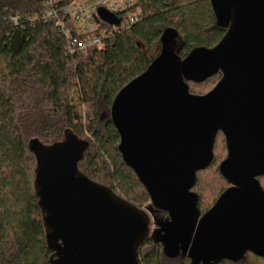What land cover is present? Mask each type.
<instances>
[{
    "label": "water",
    "instance_id": "water-1",
    "mask_svg": "<svg viewBox=\"0 0 264 264\" xmlns=\"http://www.w3.org/2000/svg\"><path fill=\"white\" fill-rule=\"evenodd\" d=\"M210 4L217 27L225 30L222 40L182 59L178 32L166 29L158 57L110 109L123 162L151 207L167 214L153 235L146 210L79 170L85 141L66 131L57 143H29L51 264H140L148 237L162 245L166 258L181 256L191 264L238 263L247 253L264 259V0ZM99 17L120 23L104 9ZM217 74L210 92L190 93L189 83ZM218 133L227 147L219 173L230 187L201 215L192 189L197 173L214 160Z\"/></svg>",
    "mask_w": 264,
    "mask_h": 264
},
{
    "label": "trees",
    "instance_id": "trees-1",
    "mask_svg": "<svg viewBox=\"0 0 264 264\" xmlns=\"http://www.w3.org/2000/svg\"><path fill=\"white\" fill-rule=\"evenodd\" d=\"M135 8L141 18L132 27L116 32L102 48L69 55L65 38L52 22L26 20L44 11L39 0H0V264H51L54 256L46 243L34 187L36 159L29 148L34 139L53 144L71 131L88 145L78 163L84 175L140 209L150 202L118 151L120 137L110 118L113 100L158 57L166 29L178 32L177 53L182 59L195 48L215 47L225 30L217 27L210 0H136ZM17 15L21 19L15 25L10 18ZM220 78L217 74L202 83H189L190 93L204 95L206 85H216ZM73 89L76 98L70 95ZM219 136L223 134L218 133L216 141ZM216 141L214 160L197 173L192 189L201 215L230 187L218 168L219 180L226 186L218 197L204 206L197 190L202 176L216 166ZM263 179L259 181L264 189ZM159 213L161 220L167 218ZM138 257L140 264H191L181 256L166 258L152 237L143 242ZM219 264H264V259L247 253L238 263Z\"/></svg>",
    "mask_w": 264,
    "mask_h": 264
},
{
    "label": "built area",
    "instance_id": "built-area-1",
    "mask_svg": "<svg viewBox=\"0 0 264 264\" xmlns=\"http://www.w3.org/2000/svg\"><path fill=\"white\" fill-rule=\"evenodd\" d=\"M44 11L40 16H27L26 20L52 22L65 38V50L69 55H86L93 48H102L105 42L123 28L136 24L141 13L136 0H76L63 4L62 0H39ZM104 9L119 19V25H110L99 17ZM20 15L10 20L18 25Z\"/></svg>",
    "mask_w": 264,
    "mask_h": 264
},
{
    "label": "rangeland",
    "instance_id": "rangeland-1",
    "mask_svg": "<svg viewBox=\"0 0 264 264\" xmlns=\"http://www.w3.org/2000/svg\"><path fill=\"white\" fill-rule=\"evenodd\" d=\"M215 83H209L206 85V88L203 92H210L214 87ZM206 93V94H207ZM71 97L76 98L78 96V92L73 89L70 93ZM83 113H86V108L83 107ZM216 155V166L213 167L210 171L206 172L201 178V184L198 187V192L201 193L204 206H209L211 202H213L219 195V192L226 188V186L221 184L219 180L218 168L223 160L226 159L227 150L225 146V140L223 136H219L216 141L215 148ZM262 184H264V179L262 180ZM151 203L144 205L142 209L146 210L151 218V227H150V235H153L155 230L158 228L157 222H161V215L158 211L154 210L152 207L146 209L148 205Z\"/></svg>",
    "mask_w": 264,
    "mask_h": 264
}]
</instances>
